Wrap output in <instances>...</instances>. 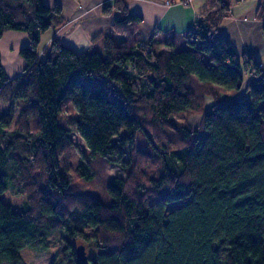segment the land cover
I'll list each match as a JSON object with an SVG mask.
<instances>
[{"label": "trees", "instance_id": "trees-1", "mask_svg": "<svg viewBox=\"0 0 264 264\" xmlns=\"http://www.w3.org/2000/svg\"><path fill=\"white\" fill-rule=\"evenodd\" d=\"M214 1L217 12L201 13L181 50L141 40V16L113 0L101 8L111 23L91 38L102 53L52 35L39 54L41 36L65 23L61 6L0 0V38L13 31L29 40L18 75L9 78L0 62V104L8 105L0 114V196L24 197L18 209L0 198V264H27L21 251L44 249L53 236L50 264H77V243L89 264H264V72L214 37L231 0ZM257 17L264 20V1ZM246 74L254 78L245 99L232 98ZM81 78L100 83L91 90ZM180 113L200 116L198 125L178 121ZM138 132L153 153L134 150ZM75 133L90 167L91 158L127 165L128 147L125 178L105 175L107 203L69 191ZM86 164L77 170L87 179ZM149 196L157 203L145 208Z\"/></svg>", "mask_w": 264, "mask_h": 264}, {"label": "crops", "instance_id": "crops-1", "mask_svg": "<svg viewBox=\"0 0 264 264\" xmlns=\"http://www.w3.org/2000/svg\"><path fill=\"white\" fill-rule=\"evenodd\" d=\"M125 1L129 12L142 18L139 31L141 40L147 41L154 36L159 50L170 52L188 47L185 34L196 28L203 11L214 13L219 8L214 0H191L190 4L172 0L169 6L164 4V0ZM245 1L231 0L229 12L217 25L214 37L227 41L238 57L243 54L254 57L263 68L264 20L257 17V8L264 0H249L245 3L248 6L244 5ZM43 3L47 6L60 5L65 20L55 33L47 31L46 43L55 35L62 44L76 51L90 47L91 38L106 28L113 18L101 15V8L112 4L113 0H43ZM28 41L25 33L13 31L5 32L0 38V62L9 78L22 71L24 61L18 52L28 45ZM253 78L245 79L241 91H245L246 84Z\"/></svg>", "mask_w": 264, "mask_h": 264}, {"label": "rangeland", "instance_id": "rangeland-1", "mask_svg": "<svg viewBox=\"0 0 264 264\" xmlns=\"http://www.w3.org/2000/svg\"><path fill=\"white\" fill-rule=\"evenodd\" d=\"M250 2L249 0H246L244 2L245 6H248L245 3ZM183 4H190V1H186L183 0L182 2ZM164 4H165V0H164ZM167 6H169L170 4H165ZM49 35V32H45L44 36H41L37 51L39 54H41V51L43 50V48L46 46V42H47V37ZM45 39V40H44ZM121 37L118 36L116 37V42H120ZM189 46V45H188ZM84 51H96L99 53H102V42H96L94 44H90V47L86 48ZM81 52V51H79ZM263 55V53L261 54ZM43 57V56H42ZM204 60L207 63H210V60L208 58V56L204 57ZM262 63L264 64V56L261 59ZM263 72H264V66H263ZM248 71L250 72V69H248ZM251 75L246 74L245 79L247 78H251ZM244 79V81H245ZM82 84L85 87L91 88V90L94 89V86L99 84V80L97 79H90V78H81ZM243 81V83H244ZM242 89H240L239 91H241ZM239 91L232 96V98H237V97H241L242 99H245L246 95H244L243 93H245V91H241L239 93ZM243 92V93H242ZM212 104V100L211 99H207L206 101V106H210ZM8 110V105H2L0 104V114L6 113ZM18 111L15 108V115L17 116ZM176 119L178 121H187L188 124L192 127L197 126L200 118L197 115H193L191 117H188L183 114H177ZM198 119V120H197ZM197 121V123H195ZM125 132L121 131L119 133V135L117 137L113 138V141L116 143V140L118 137H122L124 138ZM72 140L74 142V146L71 149V159H70V164H71V168H70V175L72 177V180L70 182L69 185V191L73 192V193H89L91 195H94L95 197H97L101 202L103 203H107L109 202V196L107 193V183L108 181H106L105 179V175H109V176H117V177H122L125 178L127 171H129L130 169V165L128 164L130 161V152L128 150V147H121L123 150V157L122 160L127 163V165L121 166V165H117V164H110V165H103L101 160L99 158H91L89 160V163L91 164V167L88 166L86 164V159H88L87 156V147L85 146L82 138L80 137L79 134H74L71 135ZM117 144V143H116ZM138 149L147 153H153V150L151 149L150 145L146 142L144 136L141 134V132H138L136 137H135V144H134V150ZM79 161H82L83 163H85L88 166V171L89 173L92 175V177L90 178H85V176L83 174H80L79 171L77 170L78 165H79ZM154 167V165L152 164L151 167H148L145 169V172L148 176H154V172L152 168ZM0 198L2 199V201L4 203H6L7 205L11 206L14 209H18L21 207V205L24 202V197L21 196H13L9 191L4 192ZM189 199L186 200H179V201H174V202H170L165 204V210L166 211H170L173 208H176L182 204H184L186 201H188ZM157 203V200L155 197L153 196H149L146 198V200L144 201V207L145 208H149L150 206L154 205ZM79 245V243H77ZM58 246V241H57V237H51L49 238L48 244L47 246H45L44 249H40V250H35V249H30L29 247L24 248L21 251V256L23 258V260L27 263V264H50V262L53 260V258L55 257V253H56V249Z\"/></svg>", "mask_w": 264, "mask_h": 264}, {"label": "water", "instance_id": "water-1", "mask_svg": "<svg viewBox=\"0 0 264 264\" xmlns=\"http://www.w3.org/2000/svg\"><path fill=\"white\" fill-rule=\"evenodd\" d=\"M75 257L77 264H89L88 257L85 254V247L81 244L75 248Z\"/></svg>", "mask_w": 264, "mask_h": 264}, {"label": "built area", "instance_id": "built-area-1", "mask_svg": "<svg viewBox=\"0 0 264 264\" xmlns=\"http://www.w3.org/2000/svg\"><path fill=\"white\" fill-rule=\"evenodd\" d=\"M186 1H191V0H186ZM172 0H165V4H171Z\"/></svg>", "mask_w": 264, "mask_h": 264}]
</instances>
